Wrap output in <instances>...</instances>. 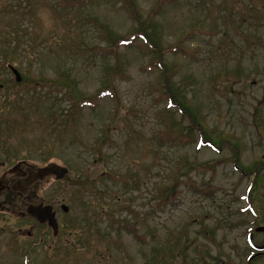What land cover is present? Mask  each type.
<instances>
[{
  "label": "rangeland",
  "instance_id": "1",
  "mask_svg": "<svg viewBox=\"0 0 264 264\" xmlns=\"http://www.w3.org/2000/svg\"><path fill=\"white\" fill-rule=\"evenodd\" d=\"M60 1L0 0V161L70 170L40 184L56 236L0 213V264H264V0H176L153 20L157 0H136L159 50L118 58L108 37L140 24L123 0Z\"/></svg>",
  "mask_w": 264,
  "mask_h": 264
},
{
  "label": "flooded vegetation",
  "instance_id": "2",
  "mask_svg": "<svg viewBox=\"0 0 264 264\" xmlns=\"http://www.w3.org/2000/svg\"><path fill=\"white\" fill-rule=\"evenodd\" d=\"M7 163V159L0 161V167L3 168L0 171V213H6L11 217L22 220H30L34 223L33 225L43 226L48 230L52 229L47 223L41 224L34 217L27 214L26 209L27 206L31 204H37L40 201H43L40 200V197L38 196L40 184L55 179V177L50 176L42 182L38 181L30 183V176L36 170L37 166L22 161L14 166L8 167ZM53 210L55 211L56 219L58 220L59 214H57V209L54 206ZM6 219L7 217H0V234L4 230L3 226L1 227V222H6ZM33 225L30 229L24 231L25 235L33 236ZM253 237V234H251L250 239L252 240ZM41 240H43V238H41ZM257 246L258 245H255V249ZM257 253L258 250L256 249L254 254L256 255ZM261 253L256 255V257L264 255V251Z\"/></svg>",
  "mask_w": 264,
  "mask_h": 264
},
{
  "label": "trees",
  "instance_id": "3",
  "mask_svg": "<svg viewBox=\"0 0 264 264\" xmlns=\"http://www.w3.org/2000/svg\"><path fill=\"white\" fill-rule=\"evenodd\" d=\"M123 1H124V5L128 8V11H129L131 17H133V18H139L138 19V23H140L138 25V28L139 29L137 31H135L134 33H131L130 35L122 36V37L119 36L116 40L108 37L109 43H112V44L115 45V50L114 51H112L111 49H108V50L106 49V50L108 52L115 53L116 54V57L118 58L119 57L118 52H117L118 50H116V49H118L119 46H124L126 48H132V47L135 46V44H136V42L138 40H141L142 42L145 43V45H147V46L148 45H151L150 46L151 47V50H154V51L158 52V50H159L158 44L153 43V39H152V38H154L153 36H156L155 30L154 29H150V27H148V24L151 21H140L141 15L139 14L136 0H123ZM175 1L176 0H157L155 2L156 4L153 5V7L151 9V12H150V14L148 16V19L149 20H153L155 16H157L158 14H161L162 13V10H163L164 6L167 3H173ZM86 2H87V0H70L68 4H69V7H72V8H76V7L77 8H82V7H80V5L81 6L86 5ZM60 3H62V5H63V4H65V1L64 0H61ZM149 29L151 30V32L148 33L147 30H149ZM7 43L9 45L7 47V49H10L11 46H12V42L9 41V40H7ZM178 47L181 50L183 49L182 46H178ZM7 49H5V56H4L5 57V61H4L3 64H5V66L8 67L9 64H10L9 62H10V59H11V55H9L10 53H8V50ZM172 49L173 48H171V50ZM159 62H160V65L163 67V65L161 63L162 61L159 60ZM117 64H119V63H117ZM164 67L167 69V66H164ZM61 80H63V77L61 78ZM63 82L71 83L72 81L71 80H64ZM69 87L71 88V90H69L70 94H72L74 96V98H75V100L73 102H75V101L78 102V103H76V106H79L80 104H83V103H86L87 102V99L86 100H84V99L82 100V98H77V95L78 94L76 93L75 89L72 88L71 85H69ZM112 95H113V97H114V99L116 101V94H115L114 91H112ZM88 102H89L90 105L93 104V101L91 99ZM169 103H170V107H175V106L178 107V110L183 115H185V111H188L189 112V117L193 116V112L191 110L189 111V108L186 105H184L182 102H181L182 105H179V104L174 105L172 103V99H171V102H169ZM96 104H99V100L96 101ZM73 118H74V116L72 115L70 118H68V120H71ZM192 120H193L192 121L193 123L198 124V123H196V121H195L194 118ZM77 121H78V119H75L74 120V123L76 124ZM104 133H105V135L103 134L100 138L96 139L95 145H93V149H95L98 154H101L100 153L101 148L97 147V145H99V143L101 144V142H103L105 140V137L107 136L108 131L106 130ZM201 137H205V134L202 131H201ZM102 138H104V139L102 140ZM213 140H215V139L214 138L213 139L210 138V140L208 139V141H205L203 139L204 143H206L207 145H210L212 147H217L218 148L216 142H214ZM50 159L51 158H49L48 160H50ZM49 162H52V161H49ZM53 162H55V161H53Z\"/></svg>",
  "mask_w": 264,
  "mask_h": 264
},
{
  "label": "water",
  "instance_id": "4",
  "mask_svg": "<svg viewBox=\"0 0 264 264\" xmlns=\"http://www.w3.org/2000/svg\"><path fill=\"white\" fill-rule=\"evenodd\" d=\"M10 68L14 73L16 80L21 81L22 76L20 72L12 65H10ZM68 174L69 168L67 166L58 164L56 162H51L46 165L37 167L36 170L31 174V180H29V182H42L50 176H54L56 180H62ZM61 208L65 212H68L69 210V207L65 204H63ZM26 212L30 216L34 217L38 222L42 224L47 223L53 229L54 234H58L59 224L56 219L55 211L53 210L52 205H45L43 201H40L37 204H31L27 206ZM257 229L258 231H264V226H259ZM259 249H264V247L261 246L259 247Z\"/></svg>",
  "mask_w": 264,
  "mask_h": 264
}]
</instances>
